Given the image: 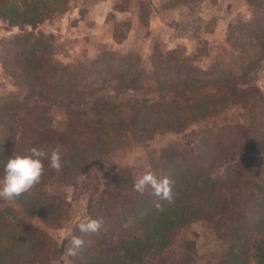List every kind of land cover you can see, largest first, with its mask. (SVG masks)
I'll list each match as a JSON object with an SVG mask.
<instances>
[{
    "label": "trees",
    "instance_id": "1",
    "mask_svg": "<svg viewBox=\"0 0 264 264\" xmlns=\"http://www.w3.org/2000/svg\"><path fill=\"white\" fill-rule=\"evenodd\" d=\"M147 1L153 15H145V29L150 36L164 32L163 51L154 46L148 56L149 75L139 67L137 53L124 36L114 37L107 48L95 49L88 65L72 66L70 61L78 53L63 57L44 33L48 24L58 23L68 0H0L2 30L12 31L0 40V70L11 80L19 79L14 91L4 88L0 94V178L9 157L26 155L31 147L46 153L58 148L62 163L56 171L45 159L40 183L14 201L0 204V264H49L52 259L60 262L63 255L78 264H170L169 246L175 233L197 220L206 222L224 247L208 256L201 246L197 251L201 260L195 263L188 256L182 264H264V161L249 154L264 149V97L247 84L264 58V0L228 6L223 32L217 35L215 25L208 32L216 41L211 47L214 56L211 60L206 55L205 63L203 53H184L183 43L191 37L167 22L188 18L186 6L179 1L174 7H157L154 0ZM100 2L86 0L76 11L83 13ZM129 4L130 0H113L110 5L115 12L128 14ZM247 12L245 19H238ZM217 21L209 25L218 26ZM194 59L201 64L193 63ZM114 80L156 93L158 98L150 103L118 101L83 120L68 110L48 107L44 130L34 106L27 103L35 88L63 97H88ZM236 103L240 107L247 103L244 113L236 119L223 117ZM58 118L63 121L61 128L53 125ZM159 131L189 135L183 144L179 138L172 148L159 150L147 165L157 177L172 180L171 203L152 195L150 188L143 195L134 191L127 164L105 173L104 181L92 180V168L118 151L119 140L128 136L140 142ZM239 151L245 157L234 162ZM229 154V159L219 160ZM222 164L230 165L228 176L205 179ZM53 174L62 182L80 178L88 183L87 189L79 186L87 194L84 214L58 242L46 229L65 227L73 209L63 190L46 189ZM85 218L102 219L100 235L116 233L114 251L105 253L93 234L79 231ZM73 236L85 242L74 257L67 255Z\"/></svg>",
    "mask_w": 264,
    "mask_h": 264
},
{
    "label": "rangeland",
    "instance_id": "2",
    "mask_svg": "<svg viewBox=\"0 0 264 264\" xmlns=\"http://www.w3.org/2000/svg\"><path fill=\"white\" fill-rule=\"evenodd\" d=\"M85 1L86 0H68L67 8L65 12H63L59 16L61 18L58 23H51L47 25L48 33H44L47 36V41L50 42L52 47H58V51L59 53H62L63 57L65 55L68 57L75 56V54L78 53V58L74 61H70L72 66H75L79 62H83L85 65H88L94 55L91 54L92 50L94 51L95 49L101 47L107 48L109 45H112V43L114 44V37L121 36V38H123L124 36L125 40V36L130 33L128 45L130 46L132 51L137 53L138 65L143 73L145 75H149L148 72L150 67L148 56L150 55V53L153 54L155 50L154 46H159V48H161L160 52L163 51V40L161 39V37H163L164 34L163 29H161V31L157 33L158 35H161L160 37L158 35L150 36L148 34V28L145 29L146 24H143L145 15H153V12L151 10L152 6L150 7L149 5L150 3L147 0H140L141 3L137 2V0H130V4L128 5L130 11L129 13L127 12L128 14L115 12L116 10L114 8L113 12L115 13H104V15L102 16H104L103 18L105 22H110L112 19L114 22L112 26L108 25L107 28L95 29L99 38L97 42L96 40H94L95 32L92 31L95 28V23H90L91 26H86L82 25L83 23L79 24L77 22V20L90 21V16H92L93 18V15H95L93 14V12L91 13L89 11H84L83 13H81L80 10L77 11L79 12V15L75 17L76 20H69V12H71V10H77V7L85 3ZM179 1L186 6L187 13L189 14L188 18L179 19L177 21L167 20V22L173 27L183 31L188 37H191V40H188L187 43H183L184 47L182 49L184 53L190 56L193 54L201 55V53H203L202 56L204 57V63L208 62L206 59V55L207 58L212 60L214 54L212 53L213 49H211V47L212 43L216 40L213 38V36L209 35L208 32L213 30L214 25L215 29L213 31H215L217 35L223 32L226 25V15L229 8L228 6L231 5L234 7H240L241 3L245 0H154V4L157 7H163V5L173 6L174 3L177 4ZM177 5L175 7H177ZM139 8L140 10H143V13L139 12ZM250 10L255 11V9ZM248 14L249 13L247 12L243 15V17H237L238 19H245ZM214 19L216 21L219 19L217 21L218 26L213 23L211 27L209 25L210 21ZM163 21H161L160 24H163ZM0 28H2L1 22ZM88 28H93L91 30L92 32H87ZM7 32L0 35V40H2L6 36H9V33ZM79 32L81 33V35L86 34L85 38H87L88 40L82 41L83 38L78 39L76 35H78ZM78 37L80 36L78 35ZM155 38H157L158 41L155 40ZM193 39L196 40L197 43ZM95 42L98 44H96ZM156 42H158V45L155 44ZM85 44L87 45V47H83V45L85 46ZM74 48L76 50H74ZM205 49L208 51V54L206 53ZM57 57L58 56H55V58ZM1 59L2 58L0 57V64ZM68 60L69 59L67 58V61ZM193 63L201 64L195 59L193 60ZM212 64L215 65V63ZM0 77V86H2L0 87V94L4 93V88L8 91V93L14 91L15 83H19V79L17 76H15L13 80H11L5 73L1 72V70ZM2 78L4 80H2ZM247 84H250L258 89V91L264 97V61L259 63V65L250 73ZM243 89H245L244 86ZM243 94L247 99L248 92L244 91ZM169 95L170 94H166L165 97H168ZM157 98L158 96L156 93L134 90L122 81L114 80L110 82L108 81L101 89H99L95 93H92L88 97H76L72 95L63 97L61 95L50 94L43 89L35 88L34 93L30 96L27 103L34 106L37 117H40V120H42L38 122V125L44 130V128H46L48 125L45 117V111L48 107L54 106L60 110H68L73 117L83 120L92 117L95 114H98L108 105L118 101L129 100L140 103H150L155 101ZM247 107V103L245 107H240L236 103L235 105L230 106L226 113H222V115H224L223 117L225 118L236 119L239 115H242L244 113V110L247 109ZM250 113L252 114L254 113V111H249V114ZM56 121L57 123H55L54 120L53 125L61 128V125L63 124L61 118L56 119ZM15 123L17 124L16 121ZM200 125L201 123H199L196 128L200 127ZM179 138L181 141L183 140L182 144L183 142L189 140L187 131L177 133L159 131L153 134L150 138L144 139L140 142H135V140H133L131 137L126 136L117 142L118 151L116 153L112 154L108 159L100 162L99 164H96L92 168V180L97 179L99 182H101L105 173H110V170H113L115 168L117 169L119 165L127 164L130 169L131 176L135 181V179L139 175H142L146 171H151V169L149 170V168L147 167L148 162H152L153 158L157 155V153H159V150H162L163 148H172L176 145L175 142L179 140ZM257 152L258 153H256L255 151H250L249 154L259 155L263 158L262 160L264 161V149ZM231 155L232 154L224 156L223 159L219 160L224 161L225 159H229ZM244 157L245 156L242 155V153L239 151L234 156L233 161H240ZM229 166L230 165H228V168ZM228 168L225 164H222V166L220 165L216 169L210 171L209 175H207L205 179L211 180L222 177L223 175L228 176L230 173ZM80 180V178H73L62 182L61 178L57 177L55 174L51 175L48 179L46 189L51 190L56 188L63 190L66 196L69 198L73 209V216L72 218H70V221L65 227L57 229H46L52 240L56 242L60 241L63 237L69 234L70 229L73 226V221L85 212L84 209H86L87 194L81 191L79 189V186L83 185V187L87 189L88 183L86 185L85 181ZM4 202H6V200L0 199V204ZM210 233V227L206 222L202 220L191 222L186 226L178 229L175 233L174 239L171 241L169 246L170 253L172 255V263L170 264H182L184 261L186 262V257L188 256L193 257V261L197 263L199 258L197 255V251L201 246H205L206 252L209 253L208 256L211 255V252L214 249L224 247L222 241L216 235L212 236ZM92 239L100 246L102 245V249L105 253H109L114 251L115 249L117 235L116 233H114V235L111 233L100 235L97 232L93 234ZM214 256L215 255L211 256V258H213ZM202 257L203 256L201 255L199 260H201ZM31 264H36V262L34 263L33 261ZM49 264L78 263L75 260L63 255L62 259H60V262L56 259H52Z\"/></svg>",
    "mask_w": 264,
    "mask_h": 264
},
{
    "label": "clouds",
    "instance_id": "3",
    "mask_svg": "<svg viewBox=\"0 0 264 264\" xmlns=\"http://www.w3.org/2000/svg\"><path fill=\"white\" fill-rule=\"evenodd\" d=\"M45 159L48 160L50 168L56 171L61 169V154L58 148L46 153L39 147H31L26 155L10 156L4 166V175L0 178V199L14 201L39 184L44 173L43 161ZM172 185L173 182L169 177H157L154 172L146 171L135 179L133 189L143 195L150 188L152 195L171 203L173 200ZM157 207H160L159 204ZM102 227V219L93 218H85L78 225L79 231L84 234L97 233ZM84 243L82 238L73 236L70 240V247L67 249V255L76 256Z\"/></svg>",
    "mask_w": 264,
    "mask_h": 264
},
{
    "label": "crops",
    "instance_id": "4",
    "mask_svg": "<svg viewBox=\"0 0 264 264\" xmlns=\"http://www.w3.org/2000/svg\"><path fill=\"white\" fill-rule=\"evenodd\" d=\"M111 1H113V0H101V2L99 3V4H94L93 5V8H90L88 11L89 12H93V14H95V15H93V18H92V16H90V18H89V20L90 21H85V20H77V22L80 24H82V25H86V26H91L90 25V23L91 24H94L95 23V28H94V30H92L93 28H88L87 29V32H92V31H94L95 33H94V40H96L97 42H98V40H99V38H98V35H97V31L95 30V29H97V28H102V29H104V28H107L108 27V25L109 26H112V24H113V19L109 22V21H107V22H105V20H104V16H102V15H104V13L105 14H107V13H114L113 12V9H112V7H111ZM102 9V10H101ZM85 12H87V11H85ZM69 16L70 17H76V16H78L79 15V12H77L76 10H71V12H69ZM81 14V13H80ZM124 14V13H123ZM117 15V14H116ZM137 27V26H136ZM73 29H75V28H73ZM92 30V31H91ZM5 32H7V31H3L2 30V28H0V35L1 34H3V33H5ZM10 32H12V31H10ZM86 32V31H85ZM131 32V31H130ZM7 33H9V32H7ZM77 33V32H76ZM75 33V34H76ZM78 35L80 36V37H78ZM78 35H76L77 36V38L78 39H80V38H83L82 39V41L83 40H88L87 38H85V35H81V33L79 32V34ZM129 36H130V33H128L125 37V43L126 44H128V40H129ZM78 41V40H77ZM96 43V42H95ZM81 44V43H80ZM96 44H98V43H96ZM83 47H87V45L85 44V46L83 45ZM75 49V48H74ZM76 50V49H75ZM93 50L91 51V54H93ZM262 61H264V58H263V60ZM261 61V62H262ZM260 62V63H261ZM1 78V77H0ZM1 81V80H0ZM0 87H2V86H0Z\"/></svg>",
    "mask_w": 264,
    "mask_h": 264
}]
</instances>
